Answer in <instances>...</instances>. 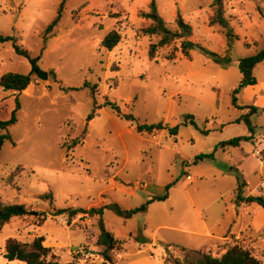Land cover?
Here are the masks:
<instances>
[{
    "label": "rangeland",
    "instance_id": "374dc122",
    "mask_svg": "<svg viewBox=\"0 0 264 264\" xmlns=\"http://www.w3.org/2000/svg\"><path fill=\"white\" fill-rule=\"evenodd\" d=\"M152 1L0 0V35L16 38L0 43V79L31 78L22 92L0 85V122L14 112L17 117L16 124L0 127V135L11 137L0 151V204L33 211L3 228L0 249L11 237L26 243L52 237L62 244L52 249L56 257L65 260L73 250L77 264H102L98 221L83 218L69 227V212H58L83 214L111 204L131 210L149 202L147 212L132 217L105 211L106 221L120 231L124 257L116 251L115 264L150 255L166 264L161 249L174 244L171 251L181 258L180 246H197L187 232L199 229L202 219L211 226L220 220L221 230L236 221V204L258 179L253 151H264V108L253 112L245 88L234 95L242 82L237 62L264 49V0H224L226 29L206 25L213 0H155L172 30L181 14L193 28V42L228 57V70L197 50L185 54L181 41L150 59L149 47L160 38L142 32L151 24L142 13ZM59 15L58 27L46 35ZM113 30L122 40L109 51L102 42ZM34 59L47 80L31 74ZM257 77L264 78V62ZM157 125L166 129L138 131ZM239 137L251 138L221 147ZM200 155L212 158L198 161ZM257 170L263 173L264 165ZM258 246L264 253V242Z\"/></svg>",
    "mask_w": 264,
    "mask_h": 264
},
{
    "label": "trees",
    "instance_id": "16d2710c",
    "mask_svg": "<svg viewBox=\"0 0 264 264\" xmlns=\"http://www.w3.org/2000/svg\"><path fill=\"white\" fill-rule=\"evenodd\" d=\"M213 11L214 15L210 20V26L219 25L222 28L226 29L227 21L224 16V0H213ZM61 9L60 11L62 10ZM142 16L151 21L150 26L144 28L142 32L148 36L159 37L158 43L151 44L149 47V57L154 60L156 58V53L158 49L164 48L171 44L173 41H181V47L185 54H189L191 50H197L207 58L213 60L215 63L219 64L222 68L227 69L230 66L231 60L228 57H221L218 54L209 51L200 44H196L191 41L194 31L192 26L185 21L181 14L177 15L176 18V30H172L167 23L164 21L162 16L159 13L157 4L153 0L149 4V11L143 12ZM60 22V15L54 20V22L49 25L45 31V34L51 33L56 27H58ZM16 38L4 37L0 35V43H7L14 41ZM122 35L118 30H113L110 32L102 42V46L112 51L117 45L121 42ZM17 52L21 55L29 57V53L25 50H22L19 46H16ZM172 59V58H170ZM264 62V49H262L258 54L246 57L239 60V70L242 74V82L240 86L234 91V95L238 93L239 90L255 85L257 80L254 76L255 68ZM31 84V78L25 75L19 74H9L5 75L0 79V85L6 90H12L16 92L25 91L28 86ZM88 87V85L86 84ZM92 97H95V90L91 91ZM236 105L234 99L233 102ZM257 108H253V112H256ZM96 113L90 116V120L94 118ZM188 122L192 125H196L192 117L186 118ZM248 126L250 127V120L248 116L244 118ZM17 123L16 112L13 113L12 118L6 122H0V127L5 130L8 127ZM166 128L163 125L157 126H139L138 131L142 132L144 130L153 132V131H163ZM177 128L171 130V133H176ZM251 137H239L232 139L228 142H223L221 144L222 148L227 146H239L241 142L249 141ZM6 140H11V137L7 134L0 135V151ZM84 141V138L81 142ZM80 141H75L74 144H77ZM212 158V155H200L197 160L203 161L205 159ZM170 187V186H169ZM167 187V190L168 188ZM43 198H48L52 200L51 194H46ZM167 196L157 197L151 201H160L166 199ZM247 202L257 203L260 206L264 207V196L261 197H248L246 198ZM148 203L143 205L140 208L125 210L117 204H111L104 207L91 208L89 210L82 211L83 214L90 217H98V225L100 228V235L97 239V246L100 247L101 257L103 259L102 264H115V252L120 249V242L117 238L111 233L107 228L104 220V213L106 210H112L122 217H132L138 213H145L148 210ZM70 216H75L78 211H67L61 210L58 213H68ZM33 211L27 208L25 205L21 204H0V235L3 228L13 219V218H24L31 215ZM57 213V214H58ZM45 239L43 237H38L34 239L31 243H24L15 238H9L5 243V254L4 257L8 261H21L25 264H62L57 257L53 254L52 248L46 247L44 245ZM166 250L165 263L166 264H262L258 260L252 251L247 248H243L240 245H235L231 247L221 258H215L212 255L205 253L200 250L189 249L185 247H179L182 257H175L171 251L173 246L167 244L164 246Z\"/></svg>",
    "mask_w": 264,
    "mask_h": 264
},
{
    "label": "crops",
    "instance_id": "0c3cea01",
    "mask_svg": "<svg viewBox=\"0 0 264 264\" xmlns=\"http://www.w3.org/2000/svg\"><path fill=\"white\" fill-rule=\"evenodd\" d=\"M213 15H214V11H213ZM213 15L210 17V19L213 17ZM210 19L206 23V25H208L209 27H219V25L210 26L209 24ZM193 40H194V34H193V37L191 38L192 42ZM245 45L250 46L251 44L246 43ZM237 64L239 67V60ZM259 65L254 70V76L257 80V83L255 85L245 87L244 97L249 99V101L252 103L253 108H264V78H262L261 80H258L257 69ZM230 66L227 68V70L230 68ZM254 154L258 157L257 158L258 160L257 169H262V166L264 165V151L258 152L254 150L253 155ZM247 157H248L247 153L243 152L242 158H241L243 159L242 162H244V159ZM257 169L256 168L253 169V173L258 178L255 184V187L253 189H250L249 193H247L245 197L240 198L238 203L236 204V207H235L236 221H233L234 223L232 225H229L225 229L221 230L220 220H217V222L214 223L215 225L213 224L211 226L209 225L207 220L202 219L201 221L202 223L199 229H194L193 231L187 232L188 234L192 236H196V238L194 239L192 238L190 242L193 244H196L197 246L190 247L189 249L193 248L194 250H200L205 253H208L215 258H221L231 247L235 245H240L243 248L250 249L252 253L254 254V256L258 260H260L262 264H264V253L263 251L259 249V246H258L260 242H264V238L261 236V232L264 229V207L260 206L257 203H251V202L246 201V198L251 197V196L252 197L264 196V172L260 173ZM245 183H246V186L251 185L249 180H246ZM83 218H86L85 220H87L88 222L98 220V217H90L85 214H77L75 216L69 217L68 226L69 227L78 226L79 224L77 223L81 221L80 219H83ZM238 219H241V220L238 221ZM104 220H105L106 228L109 231H111L116 237L117 233L120 231L117 230L114 226L109 225V223L105 219V213H104ZM214 226H217L218 229H216ZM127 237L132 239V236H130V234H128ZM8 239H6V241ZM44 239H45L44 245L46 247H49L52 249H59L60 247H62V244L56 238L50 237V238H44ZM117 240L120 241L118 238ZM258 240H260V242ZM28 243H31V242H28ZM75 252L76 251L71 250L69 252V257L66 258L65 260H62L60 256H58L57 258L61 260L62 264H73V263L77 264L76 260L78 259H76L73 256ZM4 254H5V244H4V247L0 249V264H25L21 261H8L7 259H5ZM139 254L142 255V252H140ZM139 254H136V255H139ZM117 256L120 258H123L124 254L121 251H117ZM161 256L163 260L165 261V257H166L165 248L161 249ZM140 263L141 264H158L157 261L155 260L154 255H150L148 258L147 257L140 258L136 260L135 262H130L129 264H140Z\"/></svg>",
    "mask_w": 264,
    "mask_h": 264
},
{
    "label": "water",
    "instance_id": "95a60500",
    "mask_svg": "<svg viewBox=\"0 0 264 264\" xmlns=\"http://www.w3.org/2000/svg\"><path fill=\"white\" fill-rule=\"evenodd\" d=\"M38 60L39 59L31 60V66H32L31 74H36L37 77L41 80H47L49 74L48 72H45L41 70V68H39V66L37 65Z\"/></svg>",
    "mask_w": 264,
    "mask_h": 264
},
{
    "label": "built area",
    "instance_id": "2783aa9c",
    "mask_svg": "<svg viewBox=\"0 0 264 264\" xmlns=\"http://www.w3.org/2000/svg\"><path fill=\"white\" fill-rule=\"evenodd\" d=\"M188 179L191 180V176H188Z\"/></svg>",
    "mask_w": 264,
    "mask_h": 264
}]
</instances>
